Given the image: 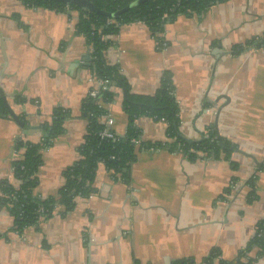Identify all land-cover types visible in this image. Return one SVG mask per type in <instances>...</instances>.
I'll return each mask as SVG.
<instances>
[{
  "label": "crops",
  "instance_id": "obj_1",
  "mask_svg": "<svg viewBox=\"0 0 264 264\" xmlns=\"http://www.w3.org/2000/svg\"><path fill=\"white\" fill-rule=\"evenodd\" d=\"M79 16L75 10L61 13L0 0V88L12 110L26 113L35 127L50 121L57 108L71 113L65 134L43 153L34 192L41 199L56 197L64 186L63 173L79 160L87 129L82 105L94 75L77 64L90 55L86 38L76 32ZM263 34L264 0H229L202 17L181 16L166 24L158 35L163 49L143 23L109 37L113 44L105 59L121 67L133 93L154 95L163 73L173 74L185 139L199 141L215 127L237 150L228 160L199 155L194 162L164 148L139 150L130 183L114 179L101 164L95 194L76 199L66 216L58 208L51 219L22 234L12 230L13 217L0 201V264H172L183 259L201 264L213 249L223 260H234L264 218V51L231 53ZM14 95L28 102L18 106ZM106 108L112 131L124 137L123 95ZM136 125L142 142H171L162 122L143 117ZM20 137L40 141L38 131L24 136L15 121L0 118V183L9 180L15 187L13 154ZM254 176L258 199L249 204L247 182ZM229 188L231 194L225 195ZM256 264H264V258Z\"/></svg>",
  "mask_w": 264,
  "mask_h": 264
},
{
  "label": "trees",
  "instance_id": "obj_2",
  "mask_svg": "<svg viewBox=\"0 0 264 264\" xmlns=\"http://www.w3.org/2000/svg\"><path fill=\"white\" fill-rule=\"evenodd\" d=\"M29 8H45L56 12L75 10L80 13L76 26L78 35L86 38L90 49L91 66L94 77L108 81L107 90L99 91L95 97L88 96L82 105V118L87 123L83 143L78 149L79 160L64 171V186L56 197L41 199L35 195L39 185L37 174L43 165V153L52 143L65 134V123L71 113L57 108L51 120L39 126L40 141L33 143L18 138L15 151L22 154V159L13 162V176L19 185L15 187L9 180L0 183L1 203L13 217V231L22 234L29 227H38L43 221L51 219L54 212L61 208V216H66L76 207V199L89 198L97 192L94 187L99 165H104L112 173L114 179L130 183L129 171L137 161L139 150L167 149L171 153H184L192 162L205 158H220L224 155L228 160L237 150V146L220 136L215 127L207 131L199 141L185 139L180 133L179 106L175 96L173 74L163 73L159 88L154 95H140L132 92L131 87L119 65H110L105 59L107 50L113 42L109 37L120 33L122 27L135 23L145 24L156 37L160 49L165 42L158 35L164 32L165 25L183 16L186 18L202 17L213 6L229 0H87L90 9L69 6L52 0H22ZM249 49L264 51V34L236 45L232 49L233 56H239ZM114 86L123 95V110L128 118L127 132L124 137L114 135L113 138H102L105 126L100 119L108 114L107 106L114 103L117 94L108 90ZM102 100L100 103L99 101ZM27 99L13 96V103L24 106ZM23 123V130H30L32 125L26 113L18 116ZM150 118L154 121L165 119L168 123L167 137L170 143H145L141 141V130L136 121L139 118ZM0 118L12 119L3 97L0 95ZM115 134V133H114ZM140 141V142H139ZM139 142V143H137ZM263 167L259 169L262 171ZM257 176L252 177L247 186L251 189L248 203L258 199L256 194ZM236 180L233 181V187ZM232 187V188H233ZM232 188L225 191L230 195ZM221 199H224V197ZM4 237L0 233V240ZM264 258V218L258 223L255 236L239 252L232 261H225L219 249L203 259L201 264H256ZM135 264H139L138 262ZM172 264H199L193 259H183Z\"/></svg>",
  "mask_w": 264,
  "mask_h": 264
},
{
  "label": "built area",
  "instance_id": "obj_3",
  "mask_svg": "<svg viewBox=\"0 0 264 264\" xmlns=\"http://www.w3.org/2000/svg\"><path fill=\"white\" fill-rule=\"evenodd\" d=\"M90 83H91V86H90V89H89V93H88V96H91V97H95L99 91H104V90H107V85H108V81L106 80H98L96 77H93L91 80H90ZM109 91L111 92H114L117 94L116 98L121 95V92L116 89L114 86H110L108 88ZM100 103L102 102V100L99 101ZM101 123L105 126V130L103 131V133H101V136L102 138H113L114 137V132L112 131V124H113V121H112V118L111 116L108 114L106 115H103L100 119ZM159 122H162L164 123L165 125H167L168 127V123L166 122L165 119H160ZM205 137L207 136V132H205ZM140 142V141H139ZM137 142V143H139ZM20 159H22V154L20 152H14L13 154V162H16V161H19ZM14 170V168H13Z\"/></svg>",
  "mask_w": 264,
  "mask_h": 264
},
{
  "label": "water",
  "instance_id": "obj_4",
  "mask_svg": "<svg viewBox=\"0 0 264 264\" xmlns=\"http://www.w3.org/2000/svg\"><path fill=\"white\" fill-rule=\"evenodd\" d=\"M47 1V0H45ZM52 1H56V2H61V3H65L69 6H75V7H79L82 9H90L91 6L88 4L87 0H52ZM144 2V0L137 2L135 5H138L139 3ZM77 64H81L82 66H86V67H90L91 66V57L90 55H86L85 57H83L82 61L77 62ZM0 95L3 97L4 102L7 106V109L12 117V119L15 121V123L21 128L23 129L24 125L23 123L19 120L18 115L12 110L9 102H8V95L5 94L1 88H0ZM39 130V127H35L32 126L30 130H23L22 133L24 136H28L31 134L36 133ZM237 153L243 154L245 155L243 152L241 151H237ZM260 164H258V168H260Z\"/></svg>",
  "mask_w": 264,
  "mask_h": 264
},
{
  "label": "rangeland",
  "instance_id": "obj_5",
  "mask_svg": "<svg viewBox=\"0 0 264 264\" xmlns=\"http://www.w3.org/2000/svg\"><path fill=\"white\" fill-rule=\"evenodd\" d=\"M13 120V119H12ZM14 121V120H13ZM8 211V210H7ZM8 213H9V211H8ZM10 214V213H9Z\"/></svg>",
  "mask_w": 264,
  "mask_h": 264
}]
</instances>
